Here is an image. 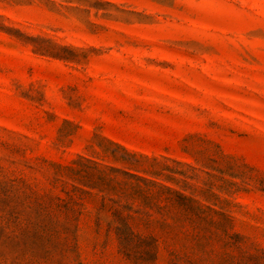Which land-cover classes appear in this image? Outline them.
<instances>
[{
	"label": "rangeland",
	"instance_id": "374dc122",
	"mask_svg": "<svg viewBox=\"0 0 264 264\" xmlns=\"http://www.w3.org/2000/svg\"><path fill=\"white\" fill-rule=\"evenodd\" d=\"M0 264H264V0H0Z\"/></svg>",
	"mask_w": 264,
	"mask_h": 264
}]
</instances>
